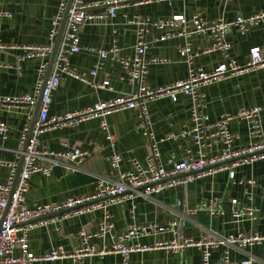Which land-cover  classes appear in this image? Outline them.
I'll return each instance as SVG.
<instances>
[{"label":"crops","instance_id":"obj_1","mask_svg":"<svg viewBox=\"0 0 264 264\" xmlns=\"http://www.w3.org/2000/svg\"><path fill=\"white\" fill-rule=\"evenodd\" d=\"M112 0H85L86 4L94 5L88 12L92 15L105 14L106 5ZM62 0H0V12L8 16H0V43L9 49L0 52V97H17L34 94L39 80V69L42 64L50 63V57L34 58L22 62L24 52L10 47L45 46L50 43L49 34L53 21L59 16ZM264 11V0H173L153 1L138 4L130 1L120 6L115 18L102 22L92 20L80 30V47L78 54L69 57L70 68L78 74H86L89 83L62 75L59 88L53 94L50 109L51 116L63 115L68 112L84 110L97 103H106L117 97L136 92L137 83L122 80L123 70L119 63L111 59L103 60L96 76H90L94 66L100 62L98 52L109 50L113 46L120 49L122 58H132L135 54L137 41V26L135 18H149L151 20H165L176 15L192 18L196 14L207 21L224 20L233 22L239 16L248 17ZM163 32L151 29L147 34L149 48L146 60L149 62L145 86L155 90L166 88L186 80L190 66L180 56L178 49L185 41L183 38L159 42ZM231 45L230 56L238 65L245 66L249 61V52L259 47L264 55V23L252 28L247 35H242L232 29L226 36ZM193 50L200 55L194 60L193 67L205 72L213 71L225 62L218 53L204 54L203 51L212 45L209 37L193 36L191 38ZM154 58L163 59L162 64L151 62ZM108 81L109 88H99ZM204 98V113L212 121L218 120L224 114H234L243 108H261V121L264 131V67L247 73L241 77L227 78L202 88ZM150 118V131L156 140L169 134L178 135L184 130L192 128L191 109L192 100L183 94L178 95L174 102L170 98H160L147 101L145 104ZM31 110L14 108L3 105L0 108V122L8 128V137H0V159L17 163L20 160L16 153L19 149L21 135L30 126ZM108 131L102 129V120L94 119L84 122L76 128L62 129L42 134L39 137L37 149L40 153L55 154L53 159L59 163L51 177L35 174L29 181L28 192L25 194L26 204H47L63 202L68 198L88 196L95 192L99 178L109 181L117 179L112 171L110 157L114 153L123 155L124 161L120 171L132 169L131 160L145 163L151 151L150 141L139 129V110H126L114 113L106 118ZM231 130L240 136L234 149H241L248 145L247 126L243 122L234 121ZM111 134L114 145L106 139ZM264 134V133H263ZM264 138V136H263ZM218 147V148H217ZM215 153L219 150L218 145ZM192 148L191 142L180 139L159 144L161 162L170 168L169 158L174 155L182 160L187 156V149ZM65 149H81L88 153L81 165H75L56 156ZM195 148H193L194 150ZM195 151V150H194ZM38 164L47 166V160H40ZM238 180H254V202L259 213L254 221L242 220L238 222L230 211L224 216L211 217L207 212L189 215L179 207L183 202L189 209H194L203 202L212 201L219 206H231V201L237 199L240 204L248 205L245 195L250 188L247 185H233L229 180L228 171L205 176L197 182L176 188L167 189L149 197L135 195L133 202L136 209H132V199L121 205H108L107 208L90 213L74 216L51 215L43 220H35L37 226L30 233V249L35 255H42L51 250L62 248L65 252L74 250L80 244L79 232L88 234L98 232L104 220L105 213L110 215L113 225L112 234L120 235L130 226L161 227L174 221L178 214L184 213L181 223L182 233L189 238L200 239L208 233L228 237L239 233L244 235L264 234V160H259L252 166H242L235 170ZM10 169L0 167V183H8ZM182 178V177H180ZM133 210V213H132ZM172 234H154L135 240L134 243L152 244L155 241H170ZM113 240L93 238L91 245L99 249L111 246ZM129 243H127L128 245ZM246 255L256 259L255 264H264V248L257 246L245 249ZM19 254V252H17ZM222 248L212 252V263L216 264L222 257ZM246 258L245 253L235 250L232 252L233 264H240ZM35 264H74L70 259L55 262H37ZM83 264H123V257L112 254L104 259L88 257ZM129 264H202L201 253L195 248L187 249L182 255L157 250L130 255Z\"/></svg>","mask_w":264,"mask_h":264},{"label":"built area","instance_id":"obj_2","mask_svg":"<svg viewBox=\"0 0 264 264\" xmlns=\"http://www.w3.org/2000/svg\"><path fill=\"white\" fill-rule=\"evenodd\" d=\"M69 0H62L59 16L53 21L49 34L50 43L45 46H22L10 47L14 50H22L24 55L21 61L34 58H46L51 56L61 22L65 14ZM135 1L138 4H147L153 1L173 0H112L106 5L108 10L105 14L92 15L88 10L94 5L86 4L85 0H73L69 10L66 30L56 58L53 72L43 90L44 78L49 64L44 63L39 69V80L34 94L17 97H0V108L8 105L14 108H27L31 110L29 116L32 122L35 107L41 96V109L37 118L32 137L28 142L30 126L25 128L20 139L19 149L16 156L18 160L24 156L23 169L19 182L13 193L14 180L17 174V163L6 162L0 159V167H8L11 171L8 183H0V264H35L37 262H55L70 259L74 264H83L88 257L104 259L112 254H119L123 257V264H129V258L134 253H146L157 250L183 254L189 248L200 251L202 264L212 263V252L222 248V257L216 264H233L232 252L238 250L245 253L246 258L240 264H255L253 256L246 255L245 249L261 246L264 248V234L253 235H230L223 237L212 233L205 234L200 239L186 237L181 230V223L184 213L178 214L177 218L161 227L130 226L128 230L120 235L112 234L113 225L110 223V215L106 212L104 220L95 234H88L85 231L79 232L80 244L72 251L65 252L62 248L51 250L42 255H35L30 249V233L37 226L35 220H43L51 215L63 214L65 216H76L100 209L109 205H121L128 199H132V209L136 206L133 202L135 195L149 197L159 194L167 189L178 186H187L197 182L205 176L215 175L218 172L228 171L230 183L233 185H247L250 190L246 192L248 205H242L237 199L231 201V206L226 208L209 201L199 204L194 209H189L183 202H178L179 207L184 208L189 215H196L198 212H207L211 217L224 216L230 211L238 222L242 220L254 221L259 208L254 202V191L256 186L254 180H238L235 170L242 166H252L259 160H264V131L261 121V108H243L234 114H224L218 120L212 121L204 113V98L201 90L213 83L221 82L227 78L241 77L247 73L264 67V55L261 48H252L249 52V61L245 66H240L231 58V45L226 41L227 34L236 29L242 35H247L252 28L264 23V11L252 16H239L233 22L207 21L201 14L192 18L184 15H176L165 20H151L149 18H135L133 23L137 26V41L135 54L132 58H122L119 55L120 49L113 46L109 50L90 51L98 52L100 62L90 72V76H96L102 66V61L111 59L119 63L123 70L121 79L137 83L139 88L136 92L123 95L106 103H97L91 108L68 112L63 115L51 116L50 109L53 102V94L59 88L62 75H66L85 83H89L86 74H78L70 68L69 57L78 54L80 47V30L92 20L104 21L115 18L120 6ZM227 2L231 0H225ZM0 16H8L0 12ZM151 29L163 32L159 42H167L172 39L183 38L185 43L179 47L178 52L184 61L190 66L189 76L186 80L178 82L166 88L149 89L144 82L148 74L149 62L146 60V53L149 48L147 34ZM193 36L209 37L212 45L206 48L203 53H220L225 62L217 66L211 72L196 70L193 67L194 60L200 55L193 50L191 38ZM9 49L0 43V52ZM154 64H162L165 61L160 58L151 60ZM110 83L104 82L99 88H109ZM43 90V91H42ZM183 94L192 100L191 122L192 128L184 130L175 135L169 134L156 140L150 129V118L145 104L147 101L160 98H170L174 102L178 95ZM139 110V119L144 136L150 141L151 151L146 157L145 163L131 160L132 169L121 172V164L124 161L123 155L114 153L110 157L112 171L117 174V179L109 181L99 178L95 192L88 196L68 198L63 202H52L47 204H26L25 194L28 192L29 181L35 174L44 177H51L59 163L52 157L55 154L40 153L37 149L39 137L42 134L56 131L64 127L76 128L89 120H102V129L107 132L108 124L106 118L114 113L126 110ZM234 121L243 122L247 126L249 143L241 149H234V145L240 136L231 130ZM31 125V123H30ZM0 137L6 140L8 128L4 122H0ZM106 139L114 145L115 139L111 134H106ZM180 139L190 141L191 147L187 149V156L177 160L174 155L169 158L170 168H166L161 162L159 144L175 142ZM220 146L217 153L215 148ZM26 151L24 152V148ZM193 148H195L193 150ZM218 148V147H217ZM87 152L81 149H65L56 156L63 158L75 165H81ZM40 160H47V166L38 164ZM182 177V178H180ZM132 210V213H133ZM4 218V219H3ZM2 221V223H1ZM149 232L154 234H172L170 241H155L152 244L134 243L135 240L148 236ZM110 236L113 240L111 246H104L99 249L91 245L93 238H106ZM127 243H129L127 245ZM19 252V254H17Z\"/></svg>","mask_w":264,"mask_h":264},{"label":"water","instance_id":"obj_3","mask_svg":"<svg viewBox=\"0 0 264 264\" xmlns=\"http://www.w3.org/2000/svg\"><path fill=\"white\" fill-rule=\"evenodd\" d=\"M72 3H73V0H69L68 1L67 8H66L65 14L63 16V20L61 22V27L59 29V34H58L57 39H56L55 44H54L53 53L51 54V57H50V63H49L48 69H47V73H46V76L44 78L43 90L46 87L47 82L50 79L51 74L53 72L54 65H55V62H56V58H57V55H58V52H59V49H60V46H61V43H62V40H63V37H64V33H65V30H66L67 20H68V16H69V10L72 7ZM40 109H41V96H40V98L38 100V103H37V105L35 107V111H34V114H33V119H32L31 125H30V129H29L28 142H29L30 138L33 135V132H34V129H35V125H36V122H37V118H38ZM25 151H26V147L24 148V152ZM23 163H24V156H22V159L20 160V164L18 166L17 174H16V177H15V180H14V185H13V193H14V191H15V189L17 187V184L19 182L20 174H21L22 169H23ZM58 215H62V213L58 214ZM1 223H2V221H1Z\"/></svg>","mask_w":264,"mask_h":264}]
</instances>
